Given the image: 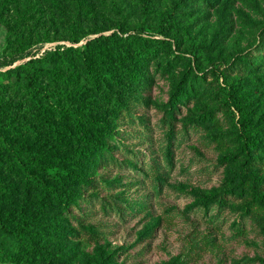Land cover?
<instances>
[{
	"label": "rangeland",
	"instance_id": "rangeland-1",
	"mask_svg": "<svg viewBox=\"0 0 264 264\" xmlns=\"http://www.w3.org/2000/svg\"><path fill=\"white\" fill-rule=\"evenodd\" d=\"M31 56L43 109L0 76L37 157L0 139V264H264V0H0V69Z\"/></svg>",
	"mask_w": 264,
	"mask_h": 264
},
{
	"label": "trees",
	"instance_id": "trees-1",
	"mask_svg": "<svg viewBox=\"0 0 264 264\" xmlns=\"http://www.w3.org/2000/svg\"><path fill=\"white\" fill-rule=\"evenodd\" d=\"M133 36V35H132ZM76 41V40H75ZM134 50L136 51L137 55H141L144 56L146 52H143V50L141 48L138 49V40L135 41V46H134ZM38 57H29L28 59L19 62L18 64H16L15 66H9L8 68L1 70L0 69V76H4L7 75V73H9V71L13 70V69H18L20 68V70H22L24 72V76H25V80H26V87L27 90L30 93V97H31V101L37 105L38 109H43L44 108V99H48L49 95L48 93L44 90V88L41 86L40 83L36 82V77L39 75V73H41V69L36 67V65L34 64V60H37ZM131 76L133 77L134 80H138V74L131 72ZM6 83H3L0 81V89L2 87V85H4ZM183 92V91H182ZM181 92V93H182ZM182 95V94H180ZM48 102V101H47ZM53 107H57L56 105H53ZM238 109H241L238 106ZM4 125V126H2ZM11 120L9 118H6V120L1 123L0 122V139L3 142H7L9 147L11 148V150L14 151L13 154V159L17 165L18 162V166H21L24 172L28 171V166L26 165L27 163H36L33 160H36L37 157L34 156L31 153H28L25 151V149H18L15 148L14 146H12L11 141L10 140V132L8 131V129L13 130L11 127ZM86 142L90 143V144H96L97 142L92 140V139H88L86 138ZM20 143H23V140L20 141ZM21 147V146H20ZM33 159V160H31ZM28 175H30V173L28 172Z\"/></svg>",
	"mask_w": 264,
	"mask_h": 264
}]
</instances>
